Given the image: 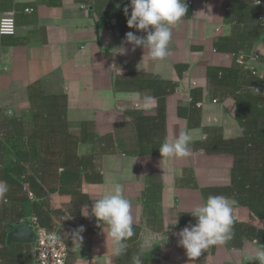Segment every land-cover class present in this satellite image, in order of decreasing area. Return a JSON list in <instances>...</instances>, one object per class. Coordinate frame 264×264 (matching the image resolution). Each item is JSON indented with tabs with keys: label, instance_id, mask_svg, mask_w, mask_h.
<instances>
[{
	"label": "crops",
	"instance_id": "obj_1",
	"mask_svg": "<svg viewBox=\"0 0 264 264\" xmlns=\"http://www.w3.org/2000/svg\"><path fill=\"white\" fill-rule=\"evenodd\" d=\"M129 3L0 0V19L14 12L16 20V34L0 36V135L9 129L11 139L18 128L40 155L25 162L16 146L27 154L29 147L12 141L0 166L21 163L42 187L39 203L68 248L67 264H132L135 254L144 264H259L250 258L264 251V210L243 202L233 207V238L198 258H188L177 233L195 223L192 209L210 195L240 197L231 191L237 141L245 137L237 115L251 103L252 74L264 79V0H188L190 13L173 28L163 60L128 44L127 54L113 51L136 32L126 23ZM114 18L121 20L108 24ZM181 130L191 131L192 154L162 162L160 145ZM65 171L77 179L66 183ZM116 183L131 201L135 233L120 257L112 256L95 218L83 215ZM6 199L0 264H36L34 244L8 242L34 202L17 185Z\"/></svg>",
	"mask_w": 264,
	"mask_h": 264
},
{
	"label": "clouds",
	"instance_id": "obj_2",
	"mask_svg": "<svg viewBox=\"0 0 264 264\" xmlns=\"http://www.w3.org/2000/svg\"><path fill=\"white\" fill-rule=\"evenodd\" d=\"M259 0H257V4ZM129 7L131 8L130 16ZM188 6L186 0H130L129 6L124 8L127 17V27L136 29V32L125 34L121 46L114 48L116 55L127 54L125 44L132 45L131 51L136 48L147 50L153 60H163L169 56V44L172 40L173 28L186 16ZM155 104V98H145ZM193 136L190 130H181L172 138H165L159 147L162 162L170 159L186 158L192 153L189 148ZM9 192L7 182L0 180V204H7L6 195ZM237 201L224 195H210L205 202L195 206L190 215L195 219L180 230L179 246L182 247L188 258H198L211 246L225 245L233 238V207ZM89 215L95 218L96 227L101 228L106 241L111 242L113 257L126 254L129 247L128 240L135 234L133 231L134 218L131 214V201L125 197L123 186L114 184L100 198L91 204ZM176 224L172 226H176ZM83 227L75 230L73 237L82 241ZM250 259L264 264V251L258 250ZM132 264H144L141 254L131 257Z\"/></svg>",
	"mask_w": 264,
	"mask_h": 264
},
{
	"label": "trees",
	"instance_id": "obj_3",
	"mask_svg": "<svg viewBox=\"0 0 264 264\" xmlns=\"http://www.w3.org/2000/svg\"><path fill=\"white\" fill-rule=\"evenodd\" d=\"M186 3H188V0H186ZM187 13H190L189 8ZM114 19L117 22L121 20L119 18ZM108 24H110L109 21ZM252 75L255 77V82L248 90V92H250L251 103L246 104L241 110L240 108L238 109L237 116L245 130V137L244 139L237 141V153L235 155L237 159L233 170L234 187L231 188V191L234 190L240 193L241 198L236 197L237 202H243L241 204L245 203L249 205L254 212L259 213L264 210V193L263 195H260L259 189L256 187L261 185L262 190L264 191V159L258 154L260 153L264 156V79L259 78L254 74ZM9 125L14 126L12 123ZM61 125L64 126L62 123ZM87 127V124H83L82 142L88 141ZM3 131H5V129H2V133H4L3 136L0 135V160L1 157L4 158L6 154L5 152L8 150L7 143H12V141L16 144L23 143L29 147V151L33 156L30 155V152L27 154L28 149L21 150L16 146V154L23 161L27 162L40 157V155L34 152L35 144L32 145L33 142L30 140V137H27L25 140L20 138L21 131L18 128L14 130L16 135H11L12 140L9 138V135H7L9 129H7V134ZM98 143L100 145L105 144L103 143V140H99ZM259 165H261L263 169L256 171V166ZM35 172L39 174L37 171ZM62 176L66 179V183L67 181H75L77 179L76 173H73L70 177H66L67 174L65 171L62 173ZM18 178L23 182L22 184L18 183ZM0 180L7 182L8 186L10 185V188L16 185L19 186V190L24 192L27 197L34 202L32 205L35 207V210L32 214H28L22 219V224L28 223L32 218H36L37 223L41 227L51 230L49 219L50 214L39 203L41 201L39 199L45 197V192L36 181L35 177L26 173L24 165H21V163H15L12 168H3L0 166ZM247 186L249 187L247 188ZM61 191L66 193L69 192L65 185L64 188L62 187Z\"/></svg>",
	"mask_w": 264,
	"mask_h": 264
},
{
	"label": "built area",
	"instance_id": "obj_4",
	"mask_svg": "<svg viewBox=\"0 0 264 264\" xmlns=\"http://www.w3.org/2000/svg\"><path fill=\"white\" fill-rule=\"evenodd\" d=\"M110 24H116V20H111ZM15 34V13L6 12L0 19V36H14ZM24 224L29 225L35 235L36 264H67L69 251L59 231H50L41 227L36 218Z\"/></svg>",
	"mask_w": 264,
	"mask_h": 264
},
{
	"label": "water",
	"instance_id": "obj_5",
	"mask_svg": "<svg viewBox=\"0 0 264 264\" xmlns=\"http://www.w3.org/2000/svg\"><path fill=\"white\" fill-rule=\"evenodd\" d=\"M12 231L9 234L8 242H24L36 245L35 236L31 227L27 224H22L16 228L11 227Z\"/></svg>",
	"mask_w": 264,
	"mask_h": 264
}]
</instances>
